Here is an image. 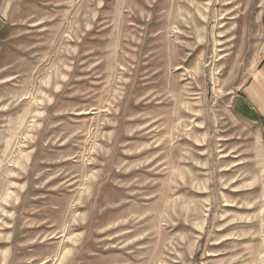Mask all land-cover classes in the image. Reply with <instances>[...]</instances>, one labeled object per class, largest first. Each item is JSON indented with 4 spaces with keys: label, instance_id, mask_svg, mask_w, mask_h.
<instances>
[{
    "label": "rangeland",
    "instance_id": "obj_1",
    "mask_svg": "<svg viewBox=\"0 0 264 264\" xmlns=\"http://www.w3.org/2000/svg\"><path fill=\"white\" fill-rule=\"evenodd\" d=\"M263 4L0 0V264H264Z\"/></svg>",
    "mask_w": 264,
    "mask_h": 264
},
{
    "label": "crops",
    "instance_id": "obj_2",
    "mask_svg": "<svg viewBox=\"0 0 264 264\" xmlns=\"http://www.w3.org/2000/svg\"><path fill=\"white\" fill-rule=\"evenodd\" d=\"M0 13L4 11L0 10ZM0 16L2 20V14ZM258 35L259 41L256 43L254 56L255 66L249 73L240 93L233 97L232 103L238 115L260 126L264 147V4L260 10ZM262 173L264 176V159Z\"/></svg>",
    "mask_w": 264,
    "mask_h": 264
}]
</instances>
